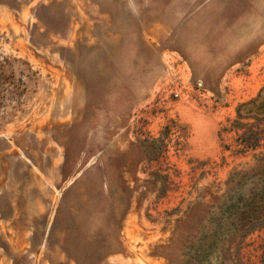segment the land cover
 <instances>
[{
  "label": "rangeland",
  "instance_id": "obj_1",
  "mask_svg": "<svg viewBox=\"0 0 264 264\" xmlns=\"http://www.w3.org/2000/svg\"><path fill=\"white\" fill-rule=\"evenodd\" d=\"M262 139L264 0H0V264H264Z\"/></svg>",
  "mask_w": 264,
  "mask_h": 264
},
{
  "label": "trees",
  "instance_id": "obj_2",
  "mask_svg": "<svg viewBox=\"0 0 264 264\" xmlns=\"http://www.w3.org/2000/svg\"><path fill=\"white\" fill-rule=\"evenodd\" d=\"M228 185H237V189L249 185L250 189L231 208L219 207V213L229 211L237 221L229 226V233H225L221 221H218L216 241L219 240L217 236L223 234L227 237L231 233L236 239L245 240L256 232H264V153L258 156L254 167L234 173Z\"/></svg>",
  "mask_w": 264,
  "mask_h": 264
},
{
  "label": "built area",
  "instance_id": "obj_3",
  "mask_svg": "<svg viewBox=\"0 0 264 264\" xmlns=\"http://www.w3.org/2000/svg\"><path fill=\"white\" fill-rule=\"evenodd\" d=\"M175 97H176V98H178V97H179V94H178V93H176V94H175Z\"/></svg>",
  "mask_w": 264,
  "mask_h": 264
}]
</instances>
